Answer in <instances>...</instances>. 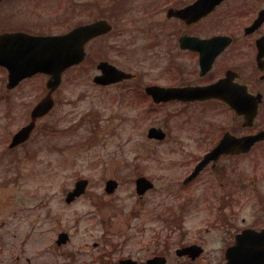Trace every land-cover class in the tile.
<instances>
[{
  "label": "rangeland",
  "instance_id": "rangeland-1",
  "mask_svg": "<svg viewBox=\"0 0 264 264\" xmlns=\"http://www.w3.org/2000/svg\"><path fill=\"white\" fill-rule=\"evenodd\" d=\"M60 1L47 6L46 0H35V33H56L97 18L107 19L113 28L88 44L87 58L80 65L63 73L61 86L53 93L54 110L21 149L9 151L7 135L28 123L31 104L41 98L46 76L25 82L13 111L0 105V264H94L97 255L102 264L107 258L139 251L155 231L165 234L156 215L187 204L185 194L202 192L207 173L185 190L183 175L207 140L210 145L219 126L230 125L225 113L211 108L184 111L176 105L146 103L138 91L132 98L125 94L129 86L140 91L146 84H168L173 80L172 66L185 62L175 58L173 65L171 57L157 53L161 47L156 41L168 26L146 27L160 14L149 19L137 6L131 15L117 18L110 16L111 0H67L70 17L63 20L65 7ZM100 61L134 73L136 79L96 86L92 78L99 73ZM260 88L264 91V82ZM44 126L50 128L45 134ZM150 127L165 131V139H149ZM257 151L221 166L227 177L231 169L244 178L255 177L257 168L264 169V153L262 165L255 163ZM138 176L153 183L143 197L134 190ZM261 176L264 179V170ZM79 178L88 179L87 193L66 204L64 195ZM109 178L119 184L110 196L104 192ZM199 203H194L193 211L201 210ZM60 230L68 233L69 242L58 246Z\"/></svg>",
  "mask_w": 264,
  "mask_h": 264
},
{
  "label": "flooded vegetation",
  "instance_id": "flooded-vegetation-1",
  "mask_svg": "<svg viewBox=\"0 0 264 264\" xmlns=\"http://www.w3.org/2000/svg\"><path fill=\"white\" fill-rule=\"evenodd\" d=\"M51 1L46 0L47 6ZM140 1L111 0L110 16L120 18L122 15L124 17L131 15L132 10L137 6L145 11L149 19L160 14L158 19H151L150 25L146 27L159 29L162 25L168 26L166 29L162 28L163 38L160 36L156 41L155 45L161 47L157 53L171 57L173 65L176 63L175 58L185 62L172 66L173 80L170 79L168 84H146L140 91L134 86H129L127 88L129 91L125 94L132 98V94L138 91L142 93L143 101L146 103L149 100L154 105H176L184 111L194 107L206 110L211 108L212 111L225 113L230 119V125L219 126L220 129L215 131L210 145L207 146L209 142L207 140L204 150L199 153L201 155L192 160L191 168L183 175L181 186L185 190L196 185L199 178L207 173L209 179L203 180L205 184L202 185V192L185 194L183 197L187 204L180 205L181 208L172 213L168 211L166 214L155 216L158 218L156 223L160 224L165 234L161 236L159 231H155L149 237L152 240L142 242L140 250L134 251L140 255L130 252L125 257L107 258L108 261L102 264H264V179L261 176L264 169L257 168L255 177L244 178L239 171H235L236 169H231L230 177H227L225 169L222 168L225 163H238L244 156L257 150L255 163L261 166L263 161L260 159V154L264 153V137L257 140L247 153L210 155L225 136L239 139L264 133V91L260 88V83L264 82V0H204V4L197 7L196 3L199 0H152L139 3ZM60 2L65 7L63 20H67L70 17L66 7L68 1ZM34 3L35 0H0V39L3 35L10 34L20 35L25 40L36 35L66 34L76 26L101 20L109 25L107 34L112 31L113 26L107 19L97 18L89 22L77 23L71 28L56 33L51 31H48L50 34L35 33ZM56 15L59 17L61 14L56 13ZM213 28L218 30L214 31ZM92 41L86 44L85 49ZM5 47L4 50L3 46H0V56H8L7 61L5 58L2 60L10 64L9 57L14 46L9 43ZM152 55L156 56V53ZM204 56L211 59V64L208 70L202 72L200 57ZM218 68L216 72L215 69ZM128 73L131 74L129 80L116 84L136 79L134 73ZM36 75L23 78L13 76L18 79L17 82H13V78L9 77L7 66L0 64V105L6 104L9 106L8 111H13L20 101L22 86ZM220 81L224 84L223 98L190 100L188 98L190 92L181 91L178 93V98L154 103L153 97L147 91L148 88L153 87L185 90L209 86ZM45 89L43 88L41 98L31 104L28 123L8 133L5 143L9 151L24 147L32 139L40 122L48 118L54 110L55 100L52 108L34 121L28 139L15 147H10L13 135L29 124L31 110L46 94ZM244 96L246 100H251L257 105L251 124L246 122L242 113H237L230 106V104H243ZM49 130L47 126L42 129L44 134ZM201 161H205L201 170L196 176L187 180ZM135 180L136 178L134 184ZM118 188L117 181L116 190ZM84 195L76 198L71 204ZM106 195L111 194L106 193ZM196 202H201L199 203L201 210L193 211ZM61 233L66 232L60 230L56 233L55 242L58 246L63 245L57 244V236ZM68 242L67 234L65 244ZM94 247H97V243H94ZM93 263L100 264L99 255L93 257Z\"/></svg>",
  "mask_w": 264,
  "mask_h": 264
},
{
  "label": "water",
  "instance_id": "water-1",
  "mask_svg": "<svg viewBox=\"0 0 264 264\" xmlns=\"http://www.w3.org/2000/svg\"><path fill=\"white\" fill-rule=\"evenodd\" d=\"M204 4V0H199L196 3L198 5ZM108 30L105 27L103 22H95L91 25L80 27L67 35L63 36H52V37H42L35 38L32 40L27 47V51L24 53H19L15 59L16 63L14 66H9L10 77H13L16 74L19 67V77L28 76L30 74L41 72L49 75L47 80V87L49 88V93L45 96L32 110L31 117L32 120L44 115L52 106L53 102L51 99V93L60 85L61 82V73L68 67L78 64L84 58L83 46L84 43L101 33H104ZM30 50L28 51V49ZM19 59V62H17ZM202 72L208 70L211 59L208 57H200ZM0 63H2L0 59ZM24 68L23 70H21ZM98 68L101 70V75L94 77L93 81L101 85H108L114 82L121 81L130 77L129 74H126L120 70H117L114 66L108 64L107 62H101L98 65ZM16 69V71H15ZM18 79L13 80L17 82ZM224 86L223 81L214 83L209 86L190 88V96L193 98H208V97H225L222 87ZM155 101L168 100L171 98L178 97V95L173 90L166 89H157L153 88L149 91ZM259 97V96H258ZM245 100L243 104H230V106L237 112L242 113L246 122L251 124L255 114L257 105L254 104L251 100ZM246 123V124H247ZM33 128V122L28 126L21 129L13 139L11 144L12 146L17 145L18 143L23 142L29 136L30 131ZM164 134L156 128H151L148 131V137L150 138H163ZM263 137L262 134L254 136H245L239 139H231L229 136H225L218 145L210 153L211 156H218L222 153L229 152H246L249 147L257 140ZM205 161L197 166L193 173L187 178L190 180L203 167ZM87 184L86 180H79L75 183V188L68 193L66 198L67 202H70L74 197L79 196L84 192L85 186ZM151 183L145 178H139L136 181V191L139 194H142L146 189L150 188ZM116 187V183L112 180L106 183V191L108 193L113 192ZM67 240L65 234H61L58 239V244L64 243ZM125 263V262H124Z\"/></svg>",
  "mask_w": 264,
  "mask_h": 264
},
{
  "label": "bare ground",
  "instance_id": "bare-ground-1",
  "mask_svg": "<svg viewBox=\"0 0 264 264\" xmlns=\"http://www.w3.org/2000/svg\"><path fill=\"white\" fill-rule=\"evenodd\" d=\"M76 197H77V196H76ZM76 197H75V198H76ZM64 198L66 199V198H67V196H65Z\"/></svg>",
  "mask_w": 264,
  "mask_h": 264
}]
</instances>
